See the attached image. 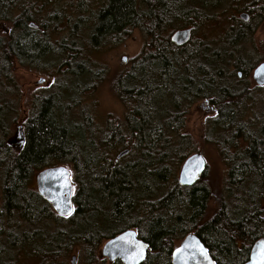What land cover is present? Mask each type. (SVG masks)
Returning a JSON list of instances; mask_svg holds the SVG:
<instances>
[{"label":"trees","instance_id":"obj_1","mask_svg":"<svg viewBox=\"0 0 264 264\" xmlns=\"http://www.w3.org/2000/svg\"><path fill=\"white\" fill-rule=\"evenodd\" d=\"M19 1L0 0V23L13 26L0 37V83L5 78L17 87L11 74L15 65L37 69L57 59L79 82L62 79L52 93L35 92L26 100L29 115L22 122L14 117L16 105L0 94V264H69L74 255L77 264H105L99 251L103 242L130 229L150 245L143 264H172L175 241L191 233L217 264H245L255 242L264 238L262 195L257 196L264 187V120L257 127L244 120L239 112L244 90L235 88L234 79L255 68L244 49L264 21V0H243L250 21L235 24L225 8L242 0H100L102 9L89 8V18L82 10H88L87 1L81 0L71 7L80 16L74 23L56 0H37L41 5L28 9ZM210 26L221 36L194 40L197 30ZM84 28L92 49L117 45L133 30L146 39L143 53L116 80L117 94L130 111L123 124L110 120L99 140L92 116L76 113L82 92L92 88L80 87L81 79L93 76L81 45ZM184 28L194 29L192 40L172 43V34ZM55 32L69 37L51 44ZM46 74L54 76L52 69ZM200 100L218 111L210 134H218L214 144L228 166L227 189L238 194L233 209L223 205L210 218L213 193L206 174L192 187L176 181L166 189L193 151L185 116ZM20 125L24 145L16 149L11 128ZM116 150L131 157L117 161ZM58 166L71 167L75 181L74 213L67 218L31 186L35 174ZM114 226L122 228L108 231Z\"/></svg>","mask_w":264,"mask_h":264},{"label":"rangeland","instance_id":"obj_2","mask_svg":"<svg viewBox=\"0 0 264 264\" xmlns=\"http://www.w3.org/2000/svg\"><path fill=\"white\" fill-rule=\"evenodd\" d=\"M231 2V1H230ZM60 6L63 8L65 4V0L60 1ZM81 3V0H66L65 9L68 8L67 16H72L73 23L79 20L80 16H76L71 12V7L74 8L75 4ZM20 7L28 9L31 5H41L37 0H20L18 2ZM43 5V4H42ZM244 2L237 1L231 2L225 8L226 12H224L229 22L232 24L236 23L234 21H243L240 19V15L246 13L244 10ZM56 11L59 7H55ZM64 9V10H65ZM92 10L94 8H91ZM63 10H60L59 13L62 15ZM97 13L96 11H93ZM219 12H222L220 10ZM85 18H89L92 13L88 10ZM89 15V16H88ZM13 26L8 23H0V37L6 38L9 33L12 32ZM35 29L38 31L39 27L35 25ZM44 34V31L38 33ZM81 35L83 36L84 42L83 45V53L85 52L86 58L90 62V68L93 72V76L95 80H90L93 76L87 75L81 79L80 87L85 88L86 86L92 85L91 90H88L85 94V91L82 92L81 100L82 105L76 112L77 115H83L89 113L92 116V120L94 123V131L98 136L97 139L102 138V135L105 134L106 129H108L110 120L119 119L123 124L125 121V117L128 115L130 111V107L123 104L120 99V96L117 94L118 91L116 89L117 83L116 80L118 78H122L126 75V72L129 71L132 67L131 60L139 57L146 46V39L142 35L141 31L133 30L128 38L123 39L118 42L117 45L109 44L104 45L97 48H90L88 43L85 40H88L90 37V31L87 28L81 30ZM207 37H206V36ZM221 36V30L213 28V26L206 27L201 29L200 31L195 32L194 40H199L205 38H216ZM68 32L62 33H51L50 43L57 44L64 38H68ZM70 41L68 43H71ZM244 49V48H243ZM245 55L247 56V60L249 63L256 67L259 64L264 62V21L260 23L258 26L253 39L251 42L247 43L245 46ZM123 58H127V62H123ZM61 62L57 59L54 61H46L40 63L39 67H35L37 69H32L26 65H15L12 69L13 80L16 82V86H9L5 78H2V82L0 83V94L2 100L7 103H14L16 105L17 111L15 112L18 116L19 121H23L27 118L29 113L27 112L26 100L29 99L31 95L35 92H44L49 90V93H52L53 90L51 88L56 89L58 83L64 79L70 85L72 82L77 84L76 79H71L73 76H68V68L62 67L60 65ZM23 66V67H22ZM52 69V74H46L47 70ZM39 70V71H38ZM55 70L59 72V74L55 73ZM253 69L250 71L249 75L246 78L239 75V77H235L234 86L237 89L244 90V96L241 99L243 101L239 112L243 113L245 116V121L252 120L254 126L257 127L262 124L264 120V88H259L256 86L254 81L252 80ZM106 75L105 80L100 82L99 78ZM44 79L45 83L43 85H38L40 80ZM70 81V82H69ZM72 81V82H71ZM84 83H87L84 85ZM23 92V95H18V89ZM79 94V93H78ZM4 98V99H3ZM241 101V102H242ZM22 106H21V105ZM212 105L204 100L197 101L193 104L187 111L185 116V134L191 137V144L193 146L192 152L190 155L195 153H201L206 162H207V182L209 183L212 189V197L209 204V213L208 218L215 216L219 210L226 205V208H234L235 206V197L238 195L235 190H231L230 192L227 189V185L229 183L228 179V166L226 165L223 157L218 149V144H214L216 141V136L218 134H210L211 126H213L214 122L217 120L218 114L210 108ZM13 117V118H14ZM12 118V119H13ZM83 118L81 116L77 117L79 122L82 121ZM22 126V125H20ZM12 126L11 128V138L13 140V145L16 149L21 148L23 145L19 140L21 136V130L19 127ZM20 130V132H19ZM241 141H239L240 143ZM216 143V142H215ZM243 144V143H241ZM20 146V147H19ZM234 151H232L233 153ZM124 153V152H123ZM121 154L119 151H115L114 159H118L117 157ZM128 157H131L130 154L124 155L122 157L123 162L128 161ZM183 162L178 166L175 178L173 181H170L166 185V189H169L173 186V182L178 181V174L180 172L181 166ZM72 173V180L75 186L74 176L72 172V168L69 167ZM36 175L32 177L31 186L37 188L36 186ZM1 181V180H0ZM261 192H258V195H262L261 200L259 201V207L264 211V187L261 188ZM76 191V188H75ZM20 230H24L26 225H20ZM122 227L114 226L108 228L110 232H116ZM137 231V230H136ZM180 240L175 241V246L180 244ZM105 242L100 247V252ZM12 256H14L15 260L17 259V253L12 252ZM77 256V255H74ZM72 259V258H71ZM71 259L69 260V264H71ZM14 260V261H15ZM105 264H111L108 260H105ZM10 263V261H9Z\"/></svg>","mask_w":264,"mask_h":264},{"label":"water","instance_id":"obj_3","mask_svg":"<svg viewBox=\"0 0 264 264\" xmlns=\"http://www.w3.org/2000/svg\"><path fill=\"white\" fill-rule=\"evenodd\" d=\"M240 19L249 22L248 14H241ZM192 28L179 30L171 36V42L184 46L193 38ZM127 62V58H123ZM252 80L258 87H264V62L259 64L252 73ZM42 79L38 85H43ZM21 129V128H20ZM20 132V130H19ZM22 145L24 136L19 137ZM128 154V151L118 156V161ZM207 172V163L202 154L191 155L182 165L178 184L181 187H192ZM36 186L39 195L47 201L54 212L63 218L74 213L75 186L72 173L65 166L48 168L36 175ZM150 252V245L139 239L135 230H127L108 240L102 247L101 256L110 263L143 264ZM71 264H77L73 256ZM172 264H217L209 250L195 234H190L172 253ZM245 264H264V238L252 247L249 260Z\"/></svg>","mask_w":264,"mask_h":264},{"label":"flooded vegetation","instance_id":"obj_4","mask_svg":"<svg viewBox=\"0 0 264 264\" xmlns=\"http://www.w3.org/2000/svg\"><path fill=\"white\" fill-rule=\"evenodd\" d=\"M56 1L59 3L61 0H56ZM86 1H87V5H88V10H89V8L91 9V6H92V8H94V11H96V12H99L102 9V5L100 3V0H85V2ZM65 5H66V0H65V4L63 5V8H64ZM82 10L85 11L86 13L88 11L87 9H84V8ZM212 110L215 111L214 108H212ZM215 112H216V114H218L217 110Z\"/></svg>","mask_w":264,"mask_h":264},{"label":"bare ground","instance_id":"obj_5","mask_svg":"<svg viewBox=\"0 0 264 264\" xmlns=\"http://www.w3.org/2000/svg\"><path fill=\"white\" fill-rule=\"evenodd\" d=\"M11 105H12V104H11ZM13 106H14V105H13ZM11 116H12V115H11ZM20 128H21V129H20ZM19 129L21 130V134L24 136V134H23V127L20 126ZM23 145H24V144H23ZM123 152H126V151H123ZM123 152H122V153H123ZM128 153H129V152H128ZM200 179H201V178H200ZM200 179H199V180H200ZM76 257H77V256H76Z\"/></svg>","mask_w":264,"mask_h":264}]
</instances>
